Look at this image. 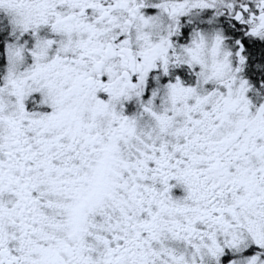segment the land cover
<instances>
[{"label": "snow or ice", "instance_id": "1", "mask_svg": "<svg viewBox=\"0 0 264 264\" xmlns=\"http://www.w3.org/2000/svg\"><path fill=\"white\" fill-rule=\"evenodd\" d=\"M0 264H264V0H0Z\"/></svg>", "mask_w": 264, "mask_h": 264}]
</instances>
